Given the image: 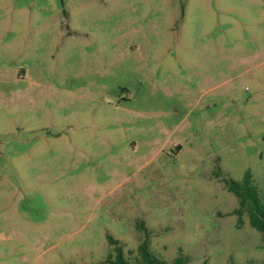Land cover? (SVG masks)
I'll list each match as a JSON object with an SVG mask.
<instances>
[{"label": "rangeland", "instance_id": "rangeland-1", "mask_svg": "<svg viewBox=\"0 0 264 264\" xmlns=\"http://www.w3.org/2000/svg\"><path fill=\"white\" fill-rule=\"evenodd\" d=\"M264 0H0V264H264ZM144 225L145 229L142 228Z\"/></svg>", "mask_w": 264, "mask_h": 264}, {"label": "trees", "instance_id": "trees-1", "mask_svg": "<svg viewBox=\"0 0 264 264\" xmlns=\"http://www.w3.org/2000/svg\"><path fill=\"white\" fill-rule=\"evenodd\" d=\"M227 189L236 195L239 199V208L233 212L238 217L237 226L241 228L244 225L243 216L247 212L250 226L264 235V198H260L256 187L253 184V177L250 171H247L240 182L225 180ZM143 225V224H142ZM142 228L145 229L144 225ZM144 241L138 247V264H170L169 262L156 257L149 249L150 233L147 229ZM108 242L113 247L114 253L108 256L106 264H130L124 256V246L120 241L115 240L110 235L107 236ZM174 264H188V260L180 255ZM206 264V263H203Z\"/></svg>", "mask_w": 264, "mask_h": 264}]
</instances>
